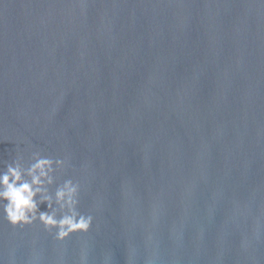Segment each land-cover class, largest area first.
Here are the masks:
<instances>
[{
	"label": "water",
	"instance_id": "water-1",
	"mask_svg": "<svg viewBox=\"0 0 264 264\" xmlns=\"http://www.w3.org/2000/svg\"><path fill=\"white\" fill-rule=\"evenodd\" d=\"M36 151L93 224L0 214V264H264V0H0V172Z\"/></svg>",
	"mask_w": 264,
	"mask_h": 264
},
{
	"label": "clouds",
	"instance_id": "clouds-1",
	"mask_svg": "<svg viewBox=\"0 0 264 264\" xmlns=\"http://www.w3.org/2000/svg\"><path fill=\"white\" fill-rule=\"evenodd\" d=\"M67 165V157L53 159L39 151L33 153L27 169L18 161L5 164L0 172V214L10 227L23 229L39 223L57 243L89 232L93 216L77 211L80 183L65 179L53 193L49 192L57 172ZM41 204L46 205L47 211H39ZM78 264H88L84 249L80 251ZM104 264H111L110 257Z\"/></svg>",
	"mask_w": 264,
	"mask_h": 264
}]
</instances>
